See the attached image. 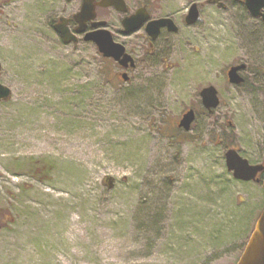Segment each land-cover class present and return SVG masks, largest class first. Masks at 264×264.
Wrapping results in <instances>:
<instances>
[{"label":"rangeland","instance_id":"374dc122","mask_svg":"<svg viewBox=\"0 0 264 264\" xmlns=\"http://www.w3.org/2000/svg\"><path fill=\"white\" fill-rule=\"evenodd\" d=\"M213 1L154 0L178 31L150 53L143 34L120 38L114 11H98L132 50L126 81L93 43L60 40L50 5L0 20L11 90L0 102V264L237 262L264 196L233 178L223 144L231 132L239 155L264 163V22L244 0ZM239 63L245 81L233 85L226 71ZM206 86L218 91L212 113Z\"/></svg>","mask_w":264,"mask_h":264},{"label":"water","instance_id":"95a60500","mask_svg":"<svg viewBox=\"0 0 264 264\" xmlns=\"http://www.w3.org/2000/svg\"><path fill=\"white\" fill-rule=\"evenodd\" d=\"M217 0H214L215 2ZM100 6L103 7H114L117 11H125V4L122 0H100ZM245 8L249 11L252 17L257 18L261 17V20L264 21V0H244ZM218 6H222L221 3H218ZM85 12H88L86 15L87 19L95 18L94 5L89 4L87 6L86 0L83 3V8L79 16H83ZM136 13L131 17H125L122 21V25L125 26V32L134 31L141 22L145 21L147 17H140ZM199 17L198 7L196 3H192L187 11L185 16V23L191 25ZM78 19V18H77ZM105 22H95L93 23L94 27L104 26ZM161 27H167L168 30L176 32L178 27L170 17L168 18H159L147 23V31L155 38L158 34V31ZM56 29L61 33L65 43L76 41L75 38L68 37L69 31L56 27ZM83 31L82 28H79V32ZM84 39L86 41H92L98 52L102 57L115 60L119 63L120 67L124 70L129 68H134L135 62L134 59L125 51L124 47L111 38V33L104 27L97 29L89 34H86ZM2 65L0 64V70ZM246 68L245 64L239 63L234 66H229L226 71V78H228L229 83L233 85L242 84L245 79L241 76L240 72ZM121 77L126 81L127 73H121ZM11 90L9 87L2 85L0 83V100H7L10 96ZM200 101L204 110L208 113H212V110L217 108L220 103L218 98V91L213 86H206L202 88L200 93ZM196 114L192 109H188L183 112V115L178 120V127L183 131H189L192 126V122L195 120ZM225 167L229 172H231L233 178L239 181H255L261 183V188H263L264 196V176L262 179L257 177V174L264 171V166L262 164H250L249 161L239 155V152L234 147H229L225 150ZM106 181L109 183V187H112L113 183L110 177L106 178ZM235 264H264V206L262 212L259 214L255 220V225L251 231L249 238L245 243V247L242 250L239 259Z\"/></svg>","mask_w":264,"mask_h":264},{"label":"flooded vegetation","instance_id":"af4514ba","mask_svg":"<svg viewBox=\"0 0 264 264\" xmlns=\"http://www.w3.org/2000/svg\"><path fill=\"white\" fill-rule=\"evenodd\" d=\"M122 2L125 4V11H123L121 13V12L117 11L113 6L112 7L100 6L99 5L100 0H86L87 6L89 4L94 5V12H95V16H96L93 19L92 18L87 19L86 15L88 14V12H85L83 14V16L82 15L79 16V14L82 11L83 3H85V0H0V20L2 18H5V16L8 17V16H12V14H14L16 12H21L25 6H28L29 8L41 6V10H42L43 9L42 5L44 4V7H45V4H47V5H50L52 7V11H53V14L49 15L50 17L47 18L48 19V21H47L48 27L53 29V31L56 33V35L59 37V39L62 40L63 42H64L63 37H62L61 33L56 29V27L69 31L68 37H70V38L74 37L76 40L74 42L82 40L84 42H89V43H93V42L92 41H86L84 39L85 35L93 32V31H96L97 29H100L101 27H104L111 33V38H113V40L115 42L120 43L124 47L125 51L132 57V59H134L133 54H132V50L129 51V49H127L126 41L125 40L121 41L119 38L116 37L115 32L112 33L108 29L107 22L103 19L98 18V16H97L98 11H101L102 9L103 10L104 9L105 10L110 9V10L114 11L115 15L117 16L118 26L120 27V29L117 31V34L120 36V38L126 39V38H129V37L135 35V33L143 34L142 37L145 40V44L147 46L146 51H148L149 53L151 51L152 52L154 51V49H155L154 44L158 41V39L163 34H167L169 32L174 33L173 31L168 30L167 27H161L158 31V34L154 38L147 31V23L150 21L157 20L159 18L170 17L172 19V21L174 22L173 18L169 15L168 16H165V15H163V16L157 15L156 16L154 14V11H153L154 0H122ZM136 13L139 14L138 19H140V17H142V18L147 17L146 20L141 22V24L137 28H135L134 31L125 32L124 31L125 26L122 25L123 19L125 17H131ZM185 16H184L183 20L185 19ZM257 18L261 20V17H257ZM101 21L105 22L104 26H101V27H98V26L94 27L93 26V23H95V22L98 23ZM174 24H175V22H174ZM79 28H82L83 31L78 33ZM177 31H178V29H177ZM107 60L112 62L113 65H114V63H116L117 67L121 68L117 61L109 59V58H107ZM135 61L136 60L134 59V62ZM135 64H136V62H135ZM129 69H131V68L128 67L126 70H129ZM121 73H122L121 71H116L114 73V78L123 79L121 77ZM127 79H128V72H127L126 80ZM2 101L3 100H0V102H2ZM262 164L264 166V163H262ZM263 175H264V171L257 174V177L262 179Z\"/></svg>","mask_w":264,"mask_h":264},{"label":"trees","instance_id":"16d2710c","mask_svg":"<svg viewBox=\"0 0 264 264\" xmlns=\"http://www.w3.org/2000/svg\"><path fill=\"white\" fill-rule=\"evenodd\" d=\"M109 68H110V65H109V63H107L106 64ZM106 70V69H105ZM104 73H105V75H106V77L107 78H109V74L108 73H110L109 72V69H108V71L106 70V71H104ZM234 137V135H233V133H231V132H229V134H227L226 136H225V140H224V147L226 148V149H228L229 147H232V146H235V144L233 143V141H232V138Z\"/></svg>","mask_w":264,"mask_h":264}]
</instances>
